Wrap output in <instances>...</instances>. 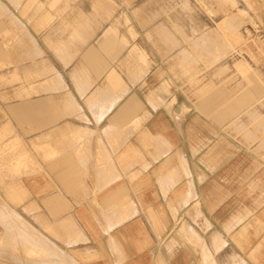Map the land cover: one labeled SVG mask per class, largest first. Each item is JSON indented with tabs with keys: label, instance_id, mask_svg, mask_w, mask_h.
Returning <instances> with one entry per match:
<instances>
[{
	"label": "crops",
	"instance_id": "crops-1",
	"mask_svg": "<svg viewBox=\"0 0 264 264\" xmlns=\"http://www.w3.org/2000/svg\"><path fill=\"white\" fill-rule=\"evenodd\" d=\"M95 1L28 5L18 21L0 85V219L69 214L84 240L74 263L61 243L43 248L52 264H264V160L180 83L160 19Z\"/></svg>",
	"mask_w": 264,
	"mask_h": 264
},
{
	"label": "rangeland",
	"instance_id": "rangeland-1",
	"mask_svg": "<svg viewBox=\"0 0 264 264\" xmlns=\"http://www.w3.org/2000/svg\"><path fill=\"white\" fill-rule=\"evenodd\" d=\"M120 1L127 5L144 6L147 14L138 15L147 16V21L160 19L164 27L163 37L177 38V43L165 44L163 48L164 51L177 49L178 69L183 74L179 76L180 83L194 84L192 95L195 101L204 102L207 115L224 117L227 134L264 160V0ZM60 2L0 0V85L7 81L5 73L10 69L12 41L15 47L22 44L24 28L18 21L26 16L25 7ZM95 2L100 3L99 0ZM11 6L23 8L18 13H12ZM195 40L198 42L195 43ZM199 42H203L204 47ZM207 42L211 43V47ZM201 48L210 50V53H206L209 52L206 49L201 52ZM1 71H4L3 76ZM67 206L68 212H71L74 205ZM18 211V221L0 219V262L18 258L20 264H25L30 256L36 264H52L58 257L44 253L43 248H59L61 243L62 248H68L67 257L70 258L69 248H75L78 241L84 240L75 237L80 228L77 230L69 214L66 220L44 223L36 217L28 224L25 213H21L26 212L25 209L19 208ZM51 216H55L53 209ZM27 226L30 239H27ZM27 245L35 250L31 249L28 253ZM67 261L74 263L73 260Z\"/></svg>",
	"mask_w": 264,
	"mask_h": 264
},
{
	"label": "bare ground",
	"instance_id": "bare-ground-1",
	"mask_svg": "<svg viewBox=\"0 0 264 264\" xmlns=\"http://www.w3.org/2000/svg\"><path fill=\"white\" fill-rule=\"evenodd\" d=\"M247 1H248V0H247ZM220 2H221V1H220ZM222 2H223V1H222ZM224 2H226V1H224ZM230 2H231V1H230ZM231 3H233V2H231ZM234 4H235V3H234ZM185 5H187V4H185ZM230 5H231V4H230ZM235 5H236V4H235ZM235 5H234V6H235ZM181 7H182V6H181ZM188 8H189V7H188ZM190 10H191V9H190ZM234 13L237 14L236 12H234ZM238 13H239V12H238ZM240 14H241V13H240ZM245 18H246V17H245ZM242 19H244V18H242ZM242 22H243V21H242ZM239 26H240V25H239ZM190 30H192V29H190ZM192 32H193V31H192ZM203 36H204V35H203ZM208 36H209V35H208ZM219 37H220V36H219ZM203 38H204V37H203ZM203 38H202V39H203ZM210 38H211V37H209V41L211 42L212 40H211ZM197 39H200V38H197ZM197 39H196V40H197ZM207 39H208V38H207ZM216 39H217V38H216ZM218 39H219V38H218ZM196 40H195V41H196ZM200 40H201V39H200ZM205 40H206V39H205ZM197 42H198V41H196L195 43H197ZM214 42H215V41H214ZM218 42H219V41H218ZM193 43H194V41H193ZM195 43H194V44H195ZM199 43L202 44V47H204V46H203V45H204L203 42H202V43L199 42ZM211 43H212V42H211ZM211 43L209 44V43L207 42V44H209L210 47H211ZM200 46H201V45H200ZM195 47L198 49V46H197V45H196ZM199 48H200V47H199ZM205 49H206V48H205ZM205 49H202V48H201V52H202V50H205ZM207 50H208V49H206L205 51H207ZM198 51H199V50H198ZM208 51H209V52H206V53H210V50H208ZM201 54H202V53H201ZM0 218H1V216H0ZM2 218H3V216H2ZM20 225H21V224H20ZM27 227H28V226H27ZM22 228H25V227L22 226ZM16 230H17V229H16ZM19 232H21V231H19ZM26 247L28 248V245H27ZM33 247H34V246H33ZM31 249H32V247H31ZM34 249H35V248H34ZM32 250H33V249H32ZM38 250H39V249H38ZM38 250H36V251H38ZM41 250H42V249H41ZM27 251H30V250H27ZM39 252H40V251H39ZM34 253H35V252H34ZM37 253H38V252H37ZM42 253H43V252H42ZM36 255H37V254H36ZM43 255H44V254H43ZM34 256H35V255H34ZM39 257H40V256H39ZM35 258H37V257H35ZM70 258H71V257H70ZM70 258L67 257L68 260H73V261H74V259H70ZM39 259H43V258H39ZM32 261H33V260H32ZM32 261H31V262H32ZM35 262H36V260H35ZM37 262H38V261H37ZM32 263H33V264H36V263H34V262H32Z\"/></svg>",
	"mask_w": 264,
	"mask_h": 264
}]
</instances>
